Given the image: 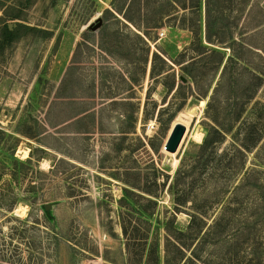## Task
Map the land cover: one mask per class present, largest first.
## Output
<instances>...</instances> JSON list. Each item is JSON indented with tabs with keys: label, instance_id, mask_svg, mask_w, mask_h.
<instances>
[{
	"label": "rangeland",
	"instance_id": "1",
	"mask_svg": "<svg viewBox=\"0 0 264 264\" xmlns=\"http://www.w3.org/2000/svg\"><path fill=\"white\" fill-rule=\"evenodd\" d=\"M139 3L0 0V20L20 12L5 21L23 26L0 51V264H144L154 248L152 264H264V0ZM207 10L213 33L244 42L245 63L229 66L233 85L214 96L224 121L240 116L202 154L222 66L199 46L231 55L205 42ZM248 133L261 140L244 150L249 184L229 203L235 180L221 164ZM195 159L208 161L196 177L212 174L222 190L188 179L174 210L172 178ZM121 223L141 244L139 261Z\"/></svg>",
	"mask_w": 264,
	"mask_h": 264
},
{
	"label": "trees",
	"instance_id": "2",
	"mask_svg": "<svg viewBox=\"0 0 264 264\" xmlns=\"http://www.w3.org/2000/svg\"><path fill=\"white\" fill-rule=\"evenodd\" d=\"M27 2H29V0H26ZM141 0H129V5L128 8L132 10V8L134 9L135 6H138ZM148 1V0H147ZM244 3L248 4L249 0H243ZM248 1V2H247ZM207 5H209L208 3H210V0H206ZM197 4V1H196ZM195 8H199V5H195ZM194 8V9H195ZM17 11V10H14ZM17 14L15 15H8L5 14L4 18L0 20V24H1V30H0V51H2L4 49V47L12 44L17 38H18V31L20 29L23 28V26L21 24H16L15 28H9V25L6 23V21H22L21 16H20V12H16ZM130 14V12H129ZM128 13H124L123 18L124 20L131 24L133 27L138 28V29H143L144 26H138L137 25V20L135 17L129 15ZM6 19V21H5ZM146 23L147 25L154 23L153 25L157 24L156 18L155 17H150V18H146ZM206 29H205V36H204V40L207 44H211V45H221V44H226L227 48L229 49L231 55L228 56L225 61L224 58L225 56L223 54H221L220 52H217L216 50H207V48L205 46H199L200 50L203 51L204 56H207L209 58H217L216 61V68H220L222 66V70L219 76V81L217 83V86L214 88L213 90V94L211 96L210 102L207 105L206 108V116L207 118L210 120V122L212 123L209 126L208 132L199 148V152L204 154L207 151L211 150L214 144H219L222 143L225 135L226 134H230L232 132V126L234 124V122L236 121V119L240 116V114L238 112H236L232 118L230 120L224 121L220 115L218 114V112L213 108H214V104H215V99L214 96L218 94V92H220L225 86H227L226 84H228L230 87L233 85L231 82V75L228 73L229 70V66H231L232 64H239L240 62H244L245 60L242 58V56H240V54L237 52L238 49L243 48V43H239L233 40L232 37H228V39L225 38L224 34H218V33H213L210 30V26L212 24L211 21V16H210V12L207 10L206 12ZM153 25L151 27H153ZM156 28V26L154 27ZM196 42H198V44H201V39H200V35H196ZM229 42V43H228ZM228 43V44H227ZM237 48V50H236ZM258 50L261 52H264V50H262L261 48H258ZM256 55L260 58V60H263V58L261 57V55H259L256 52ZM242 64V63H240ZM260 74V73H259ZM257 73V75L255 76L256 78V85H252L249 84V86L247 87L246 92L247 93H251L253 94V92H257V90L260 88L261 86V78L260 75ZM228 78L229 81L228 82ZM192 79V77H191ZM194 80V79H193ZM252 87V88H250ZM252 89V90H251ZM253 96V95H252ZM250 97L248 96V98L241 99V101H238V104H241L243 101L245 104L247 101H250ZM254 137L253 134L248 133L247 135V142H249L248 144H239L238 146H234V150H235V156L232 158H228V160H223L221 164L222 168H226V170H228L230 172V180L234 179V184H231V182H229L226 184V190H230L229 195L233 196V199L229 200V203H234L236 204L237 201L236 199H234V197H238L239 194L244 190L247 189L246 186L249 184L248 180H250V173L247 171H244V167H245V161H246V157L244 154V150L248 151L251 150V148H254L259 142H260V138L256 139V138H252ZM236 144V143H235ZM237 145V144H236ZM200 162H203L202 164H200ZM206 162L208 161H202V160H198L195 159L192 161L193 166L191 167V171L188 172L187 170L184 171L182 169H184V167H181V169H179L176 174L173 176L172 178V182L169 186V192H171V194L174 196V204H175V208L174 210H177L179 206H183V204H186L187 202H185L183 199L185 197V193L184 190H186L185 187L187 184V180L191 179V180H200L201 186L200 189L204 192L205 190L209 189V183L213 182V187L220 189V187L215 183V180L212 181V174H205V176H200V177H196V173L195 171L198 169H202L204 167H202L204 164H206ZM200 166V168H199ZM182 170V171H181ZM231 175L235 176L234 178H231ZM191 176V177H190ZM190 177V178H189ZM200 178V179H199ZM238 181V182H237ZM222 190V188L220 189V191ZM129 193V191L127 189H123V197L120 200V207H124L123 203L126 200L127 194ZM179 194H181L180 197ZM176 196H178V198H176ZM142 201L144 202H149V200L146 199H142ZM150 203V202H149ZM224 205V204H223ZM223 207V206H222ZM176 212V211H175ZM199 216L203 214H198ZM199 219L197 216L193 215L192 216V220H197ZM214 220V219H213ZM218 220V219H217ZM121 228H122V233L125 236V251L126 254L130 259H137L139 261V259H141V253L142 250L140 251V253L136 254L134 251H136V249H140L141 244L136 243L135 247H133V243H135V238L134 236L128 234L127 229L124 227V225L121 223ZM165 231H168V227L165 228ZM171 239V238H170ZM168 244H170V241L165 238V248L166 246L168 247ZM133 249V252H132ZM155 248L152 250V252H150L149 256H147V260L144 262V264H152L153 262H155Z\"/></svg>",
	"mask_w": 264,
	"mask_h": 264
},
{
	"label": "bare ground",
	"instance_id": "3",
	"mask_svg": "<svg viewBox=\"0 0 264 264\" xmlns=\"http://www.w3.org/2000/svg\"><path fill=\"white\" fill-rule=\"evenodd\" d=\"M193 138H194L195 141H197V142H201V140H202V134H200V133H195V134L193 135ZM44 164H45V163H44Z\"/></svg>",
	"mask_w": 264,
	"mask_h": 264
},
{
	"label": "water",
	"instance_id": "4",
	"mask_svg": "<svg viewBox=\"0 0 264 264\" xmlns=\"http://www.w3.org/2000/svg\"><path fill=\"white\" fill-rule=\"evenodd\" d=\"M11 27H12V26H11V25H9V28H10V29H11Z\"/></svg>",
	"mask_w": 264,
	"mask_h": 264
}]
</instances>
